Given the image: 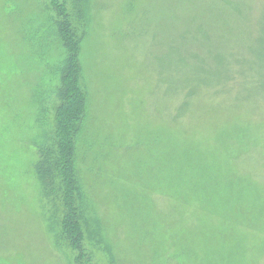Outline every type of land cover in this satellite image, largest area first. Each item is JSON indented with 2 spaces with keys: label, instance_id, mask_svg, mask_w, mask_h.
Listing matches in <instances>:
<instances>
[{
  "label": "rangeland",
  "instance_id": "obj_1",
  "mask_svg": "<svg viewBox=\"0 0 264 264\" xmlns=\"http://www.w3.org/2000/svg\"><path fill=\"white\" fill-rule=\"evenodd\" d=\"M234 3L0 0V264H264V0ZM61 14L86 98L70 239L38 168L59 152Z\"/></svg>",
  "mask_w": 264,
  "mask_h": 264
},
{
  "label": "trees",
  "instance_id": "obj_2",
  "mask_svg": "<svg viewBox=\"0 0 264 264\" xmlns=\"http://www.w3.org/2000/svg\"><path fill=\"white\" fill-rule=\"evenodd\" d=\"M235 1L237 9H241L243 0ZM229 4V0H225ZM233 8V7H232ZM235 7L233 9H236ZM61 16H63L61 14ZM63 20L57 18H50L52 23L47 33L52 36L54 34L55 40L61 44L63 51V59L57 63L56 74L60 81L58 95L62 99V105L58 112V124L60 130V138L56 142L59 152L53 156L52 152H46L38 164L39 173L43 179L48 177L59 178L63 190H65V201L67 205V218L65 220L64 231L68 239L75 234L77 226L73 220L74 214L77 210L71 197L73 192H77L80 187V179L77 172L76 158H75V141L80 135V130L83 121L86 118V98L84 89L80 81L79 70V51H80V36L71 27L68 19L63 16ZM261 35H264V9L259 18V26L256 28ZM38 31H35L32 37H37ZM38 38V37H37ZM43 48H47L51 43H47L43 38L39 41ZM55 170L58 171L55 172ZM74 197V196H73ZM73 220V221H72ZM67 230H66V228ZM73 231V234L71 233ZM75 239V238H74ZM80 239H75V243L80 248L83 247Z\"/></svg>",
  "mask_w": 264,
  "mask_h": 264
}]
</instances>
